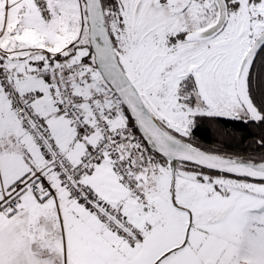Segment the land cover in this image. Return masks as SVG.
Returning a JSON list of instances; mask_svg holds the SVG:
<instances>
[{
	"label": "snow or ice",
	"instance_id": "6c2138e0",
	"mask_svg": "<svg viewBox=\"0 0 264 264\" xmlns=\"http://www.w3.org/2000/svg\"><path fill=\"white\" fill-rule=\"evenodd\" d=\"M0 264H264V0H0Z\"/></svg>",
	"mask_w": 264,
	"mask_h": 264
}]
</instances>
